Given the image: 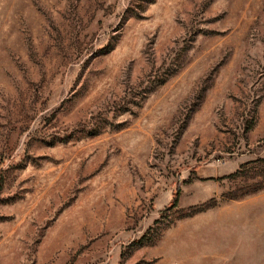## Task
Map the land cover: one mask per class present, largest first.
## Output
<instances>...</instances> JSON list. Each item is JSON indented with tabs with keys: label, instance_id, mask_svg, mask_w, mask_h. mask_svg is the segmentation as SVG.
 Listing matches in <instances>:
<instances>
[{
	"label": "rangeland",
	"instance_id": "rangeland-1",
	"mask_svg": "<svg viewBox=\"0 0 264 264\" xmlns=\"http://www.w3.org/2000/svg\"><path fill=\"white\" fill-rule=\"evenodd\" d=\"M0 264H264V0H0Z\"/></svg>",
	"mask_w": 264,
	"mask_h": 264
},
{
	"label": "trees",
	"instance_id": "trees-1",
	"mask_svg": "<svg viewBox=\"0 0 264 264\" xmlns=\"http://www.w3.org/2000/svg\"><path fill=\"white\" fill-rule=\"evenodd\" d=\"M177 199H178V191H176V193L174 195V198L172 200V204H175L177 202Z\"/></svg>",
	"mask_w": 264,
	"mask_h": 264
}]
</instances>
